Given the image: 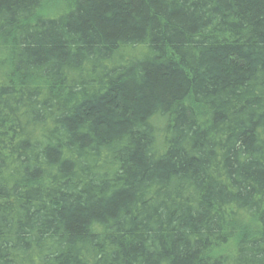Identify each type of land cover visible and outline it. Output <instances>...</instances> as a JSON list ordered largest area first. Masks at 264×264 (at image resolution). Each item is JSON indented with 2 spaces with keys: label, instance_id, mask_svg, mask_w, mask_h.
I'll return each mask as SVG.
<instances>
[{
  "label": "trees",
  "instance_id": "1",
  "mask_svg": "<svg viewBox=\"0 0 264 264\" xmlns=\"http://www.w3.org/2000/svg\"><path fill=\"white\" fill-rule=\"evenodd\" d=\"M59 1L0 0V264H264V0Z\"/></svg>",
  "mask_w": 264,
  "mask_h": 264
},
{
  "label": "rangeland",
  "instance_id": "2",
  "mask_svg": "<svg viewBox=\"0 0 264 264\" xmlns=\"http://www.w3.org/2000/svg\"><path fill=\"white\" fill-rule=\"evenodd\" d=\"M53 1V5H52V7L55 5L56 6V10H57V8H58V10H59V8H60V6H61V4H60V1L59 0H52ZM53 9V8H52ZM50 11H52V10H50ZM232 249V247H230L229 245H227V246H223L222 248H220L219 250L221 251V252H228L229 250H231Z\"/></svg>",
  "mask_w": 264,
  "mask_h": 264
}]
</instances>
